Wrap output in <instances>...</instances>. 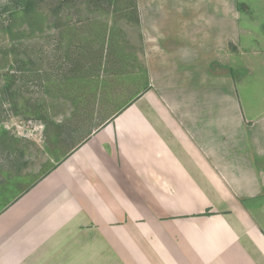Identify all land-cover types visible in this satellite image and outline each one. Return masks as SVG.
Listing matches in <instances>:
<instances>
[{"label": "crops", "instance_id": "0c3cea01", "mask_svg": "<svg viewBox=\"0 0 264 264\" xmlns=\"http://www.w3.org/2000/svg\"><path fill=\"white\" fill-rule=\"evenodd\" d=\"M250 1L137 0L148 85L0 212V264H264Z\"/></svg>", "mask_w": 264, "mask_h": 264}, {"label": "rangeland", "instance_id": "374dc122", "mask_svg": "<svg viewBox=\"0 0 264 264\" xmlns=\"http://www.w3.org/2000/svg\"><path fill=\"white\" fill-rule=\"evenodd\" d=\"M250 4L262 19L264 3ZM137 10V0H0V212L146 88Z\"/></svg>", "mask_w": 264, "mask_h": 264}, {"label": "trees", "instance_id": "16d2710c", "mask_svg": "<svg viewBox=\"0 0 264 264\" xmlns=\"http://www.w3.org/2000/svg\"><path fill=\"white\" fill-rule=\"evenodd\" d=\"M206 214L209 215L210 213H209V212H206L205 215H206Z\"/></svg>", "mask_w": 264, "mask_h": 264}]
</instances>
